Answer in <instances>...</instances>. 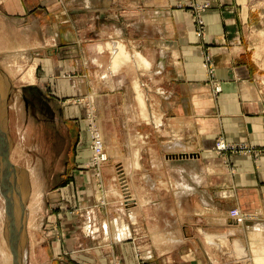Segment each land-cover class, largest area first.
<instances>
[{"label":"rangeland","instance_id":"1","mask_svg":"<svg viewBox=\"0 0 264 264\" xmlns=\"http://www.w3.org/2000/svg\"><path fill=\"white\" fill-rule=\"evenodd\" d=\"M87 1L91 5H96L92 0ZM136 1L121 0L122 9H128L131 4L143 7L146 0ZM81 3V0H22L23 7L25 6V9L27 7L29 10L27 9L21 14H9L0 4V181L3 180L4 182V192L7 190V183H10L8 191L11 202L13 201L11 213L13 215L14 212L17 219L14 216H10V218L12 224L16 219L14 222L15 227L19 226L20 208L22 207V210L25 211V225H23L30 233L24 237L26 247L21 246L24 251L22 252L21 264L27 263V243H31L30 238L32 241L37 239L43 244L44 249L49 252L47 253L48 264H94L97 261L94 252L88 250L91 242L89 241L88 246L85 243L89 239L93 240L94 236L89 235V233L88 235L84 234L83 228L91 222L96 225L95 232L99 230L98 211L108 206V202L113 204V200L118 201V197L106 196L110 188L113 187L119 193H123V197L128 196V193L125 194L126 190L124 189L127 188L126 185L130 177L122 174V165L126 163L125 158L128 156L130 138L150 133L148 126L139 124V122L135 123V120L139 119L134 91H125L123 86L120 89L119 81L114 78H110L108 80L109 84H105V78L100 79L96 75V73L98 75L102 74V70L96 66L94 61H90L87 67L80 66L78 72L71 74L61 71L58 67L61 60L58 57L59 55L60 57L63 56L61 50L55 55L51 53L52 56L49 53L46 54V50H53L45 43L46 39L51 37V31H53L52 36L56 33L59 36L68 30L74 37L78 38H81L85 31H89L90 40L95 35L94 31H100L103 40L108 41L113 33L115 21L121 22L123 16L130 15L128 14L129 11H115L113 4L110 5L109 3L110 6L108 5L109 8L106 14V20L109 23H106L104 28H98L97 25L92 23L96 21V15L90 14L88 17L77 10ZM33 4L34 7H32ZM213 4V0H179V2L173 3L170 16L173 22L172 26L176 21H189L192 37L197 39L196 47L199 52L200 67L212 82L207 81L211 85L210 89L213 96L218 97L225 90V86L218 85L219 83L216 84L214 78L215 62L211 54V46L205 42L207 37L206 15L213 7H217ZM239 4L243 5L244 12H234V15L239 25L237 29L244 48V54L240 57L241 60L236 62L239 64L241 62L249 63L251 66L245 87L250 98L261 103L263 107L261 115L264 116V0H240ZM221 16L224 19L225 13H222ZM87 21L91 23L90 27L85 25ZM240 23H243V25H240ZM92 25L95 26L94 30ZM172 26L167 29V32H171V34L173 32ZM49 27L51 28L50 31L48 30ZM175 29L174 32L177 33ZM130 32L131 30L127 27L124 34L134 36V33ZM154 34H158L156 29H154ZM16 41H26L27 44H37L39 46L31 47L34 50L28 54V58L23 59L21 55H14L9 49ZM91 45L92 43L89 47ZM64 47V45H61L59 49ZM89 55L92 56L91 51ZM98 57L100 58V55ZM102 59L103 62H101L106 65L108 55H103ZM98 62H100V59ZM32 64L35 65V81L29 84L27 82L23 83L21 79L25 72L32 67ZM168 70L172 71L171 66L168 67ZM132 73H122V76H120L119 79L124 87H130L131 89ZM87 74L95 90L89 92H76L73 90V85L69 81L76 76L87 77ZM243 76L238 72L237 77ZM139 79L142 84H146L144 78L140 76ZM171 111L175 115L171 114L167 118L174 122L181 109L175 107ZM135 132L138 135L135 136ZM159 134L157 136L153 135L149 141L146 140L149 144L144 147L141 161L143 168L146 170L150 160L149 156L153 153H149V151L154 150L160 159L164 157L169 162V170L163 171L164 175H169L171 179L176 181L181 179L179 178L180 173H178L181 165L186 166L189 164L190 167L194 168L195 163H191L197 162L196 164L204 166L209 164L210 158L215 157L220 158L216 164L227 167V169L222 170V174L237 175L239 177L238 172L234 171L233 165L244 163L246 166H252L254 172L251 173L256 174L255 179H264V137L258 141L244 140L239 142H229L225 138L218 137L208 143L210 145H207V147L202 146L205 148L204 151H197L191 143H188L189 140L185 139L186 145L192 149L191 152L165 155L162 153L163 149L161 147L172 140L165 135L163 137L160 132ZM98 144L107 156V161L102 165L96 163V145ZM221 144L224 145L223 149L217 148ZM5 149L9 154L7 157L8 167H5L2 160ZM104 169L108 173H104ZM155 170L145 171V173L157 180L162 175V170L160 169L159 172ZM258 172L260 173L258 174ZM145 173L133 174V178L136 180L134 185L140 195L145 196L147 192V194L153 195L155 199L160 201L163 199L164 201L163 204L160 202L153 203L151 215L157 222L169 220L170 227L175 228L180 225V231L182 230L180 236L183 241L185 240L188 243L186 246H180L179 249L176 247L172 249L173 251L170 252L171 258L176 259L178 255L185 252L186 255L195 252L192 251L195 241L204 244L199 236L198 229L203 228L201 227L202 222H205L208 225L207 227L212 222L210 211L204 208L203 194H200V191L206 190L208 185L197 190L194 187L190 188L191 185H189L182 192L181 190H175V188L170 192L162 188L157 190L154 187H146L145 189V185L142 183L145 180V177H143ZM213 173L211 172V175H215ZM211 175L207 174L206 178L208 179ZM114 176L116 178L112 180ZM217 176L220 175L217 174ZM35 177L39 180L40 196L37 208L38 226L36 231L42 228V231H39L38 234L33 233V228H30L28 221L30 220V206L36 189L34 187ZM105 180L107 183H104ZM82 181L83 184L79 186ZM90 187L93 189L87 191L86 188ZM1 191L2 188H0V244L2 246L5 243L3 236L6 231L3 210L7 198L4 194H1ZM93 192L95 195L96 192H99L100 196L95 200H91V204L86 203L88 201L87 195ZM178 195L185 197L180 206H183L182 208L186 210L185 218L182 217L179 220V225L173 219L176 214L173 213L174 204L172 203L173 197ZM83 198H86V200ZM199 200L202 204L198 203ZM157 205L159 207L163 206L164 210L162 212L167 213L162 216L163 219H160L157 215L161 213L156 212L158 211ZM7 206L8 211H10L8 202L6 208ZM130 207H127V209ZM166 208L167 211H165ZM195 208H199L200 211L204 212L193 214L192 210ZM225 208L227 210V207ZM51 210H53V213H51ZM235 210L237 208L231 209L227 212V215L230 219L238 222L233 216ZM241 215L249 216L246 221L253 219V217H250L252 215L247 212H241ZM241 215L239 220L242 219ZM51 216L54 217L51 218ZM250 222L258 221L252 220ZM174 223H176L175 226H173ZM247 226V228H252L249 224ZM139 228H141V225H139ZM249 233L248 236L250 237L254 231ZM140 236H137V242L134 241L132 248L133 260H128L126 264H146L145 257H143L145 253L142 251L144 245L138 243V241L144 239V236L142 237V234ZM239 237L236 238L239 239ZM12 238L13 236H11ZM240 238L247 239V237L242 236ZM75 241L79 245L73 247L72 244H76ZM67 245L72 246L73 250L67 251L65 249ZM1 246L2 249L3 246ZM222 248V251H213L212 253L206 248L207 254L209 253L213 257V263L221 264V262L229 259L233 260L235 264H252L250 249L246 251L248 258L244 260L238 259L236 255L234 256L232 248L227 246V243ZM55 249L56 252H54ZM157 253H153V257H158ZM195 254L201 255V259L199 257L198 262H196V257L192 261L193 264H209L208 255L206 258L205 254L204 258L199 250ZM9 256L10 261L8 264H12V257ZM0 260L2 261L1 254ZM98 264L105 263L98 261Z\"/></svg>","mask_w":264,"mask_h":264},{"label":"crops","instance_id":"2","mask_svg":"<svg viewBox=\"0 0 264 264\" xmlns=\"http://www.w3.org/2000/svg\"><path fill=\"white\" fill-rule=\"evenodd\" d=\"M81 1V6L77 10L88 17L90 14L96 15L97 23L96 21L92 23L97 25L98 28H104L106 23H109L106 20V14L111 4H113L115 11H129L128 14L130 15L123 16L121 19L122 23L118 20L115 21L113 33L108 38V41L103 40V35L99 33L100 31H94L95 35L92 36V40L88 36L89 31H85L81 38L74 37L68 30L59 36L57 33L52 36L53 31H51V37H48L45 43L53 50H46V54L49 53L52 56L51 53L55 55L61 50L63 56H61L62 58L60 55L58 57L61 59L58 67L61 71L71 74L78 72L80 66L87 67L90 61H94L96 66L102 70V74L98 75L96 73V75L100 79L105 78V84H109L108 80L114 78L119 81L120 89L123 86L125 91H134L139 119L135 120V123L145 124L150 129V133L138 135L135 132V136H138L130 138L128 156L125 158L126 165H122V174L130 177L126 185L127 188L124 189L126 190L125 194L128 193V196L123 197V193H119L113 187L112 189L110 188L106 196L118 197V201L113 200V204L108 202V206L98 211L99 230L95 232L96 225L91 222L83 228L84 234L88 235L89 233V235L94 236L93 240L89 239L85 242L87 246L90 244L89 241L91 242L90 245L92 247H88V250L93 251L94 257L97 258L94 264H98V261L105 264H116L117 262L126 264L128 260H133L132 248L134 241L137 242V236L141 234L144 239L138 241V243L144 245L142 251L145 253L143 257H145L146 264H193L192 261L196 257V262H198L199 257L201 259V255L195 254L198 250L204 258L205 254L206 258L207 255L209 256L207 258L209 264H215L213 263V257L207 252L222 251V246L226 245V243L227 246L232 248L234 256L236 255L238 259H247L248 254L246 251L250 249L252 264H264V179L254 178L256 174L253 175L251 173L254 172L251 165L246 166L244 163H235L233 169L238 172L239 177L237 175L230 176L229 174H222V170L224 168L227 169L225 165L221 167V164H216L220 158H210L209 164L204 166L196 164L197 162L191 163H195L194 168L190 167L189 164L186 166L181 165L178 173H180L179 178L183 180L178 179L176 181L171 179L169 175H164L163 171L169 170V162L164 157L160 159L154 150L149 151V153H153L149 156L150 160L149 164H147V170L143 168L141 163L144 147L149 144L146 140L149 141L153 135H160L159 132L161 135L163 134V137L165 135L172 140L161 147L163 149L162 153L165 155L191 152L192 149L186 145L185 139H188V143H191L197 151H200L205 149L202 146L207 147V145H210L208 143L218 137L225 138L229 142L258 141L264 137V116L261 115L263 107L259 101L250 98L245 87L251 66L249 63L241 62L239 64L236 62L241 60L240 57L244 54V48L237 29L239 25L234 15V12H244L243 5L239 4L240 0H233L234 2L232 0H213V5L217 7H213L206 15L207 37L205 42L211 46V54L215 62L214 78L216 84L219 83L218 85L225 86V90L218 97L213 96V92L210 89L211 85L207 82L210 80L200 67V57L196 47L197 39L192 37L189 21H176L174 22L175 26H172L173 22L170 12H172L173 3H177L179 0H146L143 7L137 6L136 0H131L136 1V4H131L128 9H122L121 0H92L96 3L95 6L91 5L87 0ZM0 4L9 14H21L28 9L27 7L25 9V6L23 7L22 0H0ZM32 7H34V4ZM222 13H225L224 19L221 16ZM83 22L84 20L82 24ZM90 24L89 21L85 23L89 27ZM241 24L243 25V23ZM171 26L173 27L172 34L167 32V29ZM94 27L92 25V29ZM127 27L134 33V36L124 34ZM174 28H176L177 33L174 32ZM154 29L157 30V35L154 34ZM48 30L50 31L51 28L49 27ZM90 43H92L91 47H89ZM61 45L65 47L59 49ZM34 46L39 45H30L26 41H16L9 49L14 55H21V58L25 59L34 50L31 49ZM89 49L92 52L91 57ZM98 55H100V58ZM103 55H108L106 65L102 63ZM99 59L100 62H98ZM170 66L172 68L171 72L168 70ZM31 68L35 73V65L32 64ZM128 72H133L131 89L130 87H124V84L122 85L119 79L122 73ZM238 72L244 76L237 77ZM140 76L145 79L146 84H142L139 79ZM71 80L69 82L73 85V90L76 92L95 90L92 86L93 83L88 79V74L87 77L76 76ZM210 83L212 82L210 81ZM175 107H179L181 112L176 116V120L171 122L167 116L175 115L171 111ZM5 133L7 134V131ZM160 169L162 170V175L157 180L145 173V171L151 172L154 170L159 172ZM103 171L108 173L106 169ZM138 172L145 173V176H143L145 180L142 181L145 189L146 187H154L157 190L162 188L170 192V190L175 188V190H181L182 192L189 185H191L190 188L194 187L196 190L208 185L206 190L200 191V194H203L204 208L210 211V220L212 222L209 227H207L208 225L205 222H202L201 227L203 228L201 230L198 229L199 236L204 244L194 240L192 251L195 252L187 255L185 252L178 255L176 259L171 258L172 255L170 253L175 247L179 249L180 246L188 244L180 236L182 230L180 231L181 228H179L181 227L179 220L182 217L185 218L184 214L186 213V210L182 208L183 206H180L185 197L178 195L173 197L172 201L174 204L173 213L176 214L173 219L176 220L179 227H170L169 220L157 222L151 215L152 205L153 203H162L164 201L163 199L161 201L155 199L153 195L151 196L147 192L145 196L140 195L134 185L136 180L133 178V174ZM211 172H214L213 174L215 175H211ZM207 174L211 175L208 179L206 178ZM217 174L220 176H217ZM115 178L114 176L112 180ZM1 183L0 188L3 186V189H5L4 182L1 181ZM104 183H107V181L105 180ZM9 184L7 183L6 193H9ZM82 184L83 181L79 186ZM108 184L105 185L109 186ZM86 189L88 191L93 188ZM171 192L173 193V191ZM99 196V192H96V195L94 192L87 195L88 201L86 203L91 204V200H95ZM3 197L5 198L4 195ZM83 199L86 200V198ZM7 202L5 200V209L3 210L6 226L3 236L5 243L3 242V247H1L11 255L10 244L12 243L17 252L20 253L21 246L26 247L23 236L29 235L30 231L27 228L25 229L20 221L18 222V227H15L14 222L13 224L10 222V214L9 218H7ZM198 203L202 204L200 200ZM10 204H13V201ZM127 207L130 208L127 209ZM225 207H227V210ZM234 208H237L240 215L241 212H247L252 215L250 217H253V219H248V221L254 220L258 222H248L246 220L249 216L245 217L242 215V219L235 222L234 219H230L227 215V212ZM157 210L156 212H161L157 214L158 217L163 219L162 216L167 214L162 212L164 210L163 206L159 207L157 205ZM165 211H167V208ZM192 211L193 214H202L204 212L200 211L199 208H195ZM51 213H53V210H51ZM180 214L183 215L180 216ZM247 224L252 228H247ZM139 225H141V228H139ZM15 230H17L16 233ZM39 231H42V228L38 231H36V228L35 230L33 229V233L38 234ZM252 231L254 233H251L252 235L249 237L248 234ZM11 236H13L12 239ZM239 236L247 237V239L245 240ZM236 237H239V239ZM30 242L27 243L26 264H48L47 253L49 252L44 249L43 244L37 239L32 241L31 238ZM72 245L74 247L79 245V243L76 242V244L73 243ZM73 247L67 245L65 249L70 251L73 250ZM206 248H208V251ZM54 252H56V249ZM153 253H157L158 257H153ZM19 262L21 264L22 260ZM11 263L13 264V257ZM0 264H3L2 261ZM221 264L235 263L233 260L226 259Z\"/></svg>","mask_w":264,"mask_h":264},{"label":"bare ground","instance_id":"3","mask_svg":"<svg viewBox=\"0 0 264 264\" xmlns=\"http://www.w3.org/2000/svg\"><path fill=\"white\" fill-rule=\"evenodd\" d=\"M22 82L23 83H25V82H27L28 84L29 83H33L34 82V71H33V69L31 68V69H28L26 72H25V74L23 75V77H22ZM1 112V111H0ZM97 147H96V156L95 157H97V159H96V163L98 164V165H102L103 163H105L106 161H107V156H106V154L105 153H103L102 152V149H101V147L99 146V144L98 145H96ZM221 147H224V145L223 144H221L220 146H219V148H221ZM218 148V147H217ZM125 171V170H124ZM121 174V173H120ZM39 180H38V178L37 177H35V179H34V187L36 188L35 189V192H34V196H33V202L31 203V206H30V220H28L29 221V225H30V228H33V229H37V226H38V224H37V218H38V210H37V208H38V202H39V200H40V196H39V182H38ZM188 181V180H187ZM4 192V191H3ZM111 192V191H110ZM113 193V192H112ZM4 194L6 195V198H7V201H8V203H9V207H10V216L11 217H15L16 219H17V216H15V213L13 212V215H12V213H11V204H10V202H11V200H10V195H9V193H6V192H4ZM115 194V193H114ZM236 212H237V218L236 219H239L240 218V213L237 211V210H235ZM28 214V213H27ZM20 219H19V221H20V223L23 225H25V211L24 210H22V207L20 208V217H19ZM15 219V220H16ZM28 219H29V217H28ZM15 220L13 221V222H15ZM240 221V220H239ZM23 225V226H24ZM29 227V226H28ZM104 227V226H103ZM104 234V233H103ZM23 236V235H22ZM23 238H24V236H23ZM207 239H209V238H207ZM211 240V239H210ZM23 241V240H22ZM208 241V240H207ZM210 244H211V242H210ZM1 246V245H0ZM22 252H24L23 251V249L21 248V252L19 253H17V255H18V257H17V260H19V261H21L22 260ZM0 254H1V258H2V261H3V264H8L9 263V261H10V256H9V254L8 253H6V251L4 252L1 248H0ZM20 255V256H19ZM25 258V257H24ZM20 263V262H19Z\"/></svg>","mask_w":264,"mask_h":264},{"label":"water","instance_id":"4","mask_svg":"<svg viewBox=\"0 0 264 264\" xmlns=\"http://www.w3.org/2000/svg\"><path fill=\"white\" fill-rule=\"evenodd\" d=\"M7 157H8V152L5 149L4 153L2 154V160H3L4 164H5V167H8L9 166L8 161H7ZM1 181L3 182V180H1ZM1 181H0V183H1ZM1 185H2V183H1ZM2 194H4V192H3V186H2ZM9 214H10V212L8 211V206H7V218H9ZM9 219H11V218H9ZM10 251H11V255L13 257V264H19V261L17 260V257H18L17 253L18 252H17L15 246L12 245V243L10 244Z\"/></svg>","mask_w":264,"mask_h":264},{"label":"built area","instance_id":"5","mask_svg":"<svg viewBox=\"0 0 264 264\" xmlns=\"http://www.w3.org/2000/svg\"><path fill=\"white\" fill-rule=\"evenodd\" d=\"M219 148V147H218ZM219 149H223V147H221V148H219ZM233 216L235 217V218H237V212L236 211H233ZM237 221H239V219H237Z\"/></svg>","mask_w":264,"mask_h":264}]
</instances>
